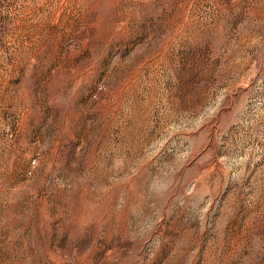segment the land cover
Returning a JSON list of instances; mask_svg holds the SVG:
<instances>
[{
    "label": "rangeland",
    "instance_id": "rangeland-1",
    "mask_svg": "<svg viewBox=\"0 0 264 264\" xmlns=\"http://www.w3.org/2000/svg\"><path fill=\"white\" fill-rule=\"evenodd\" d=\"M0 264H264V0H0Z\"/></svg>",
    "mask_w": 264,
    "mask_h": 264
}]
</instances>
